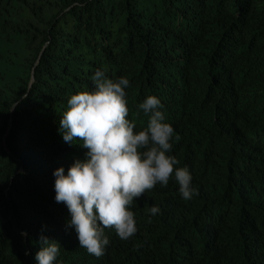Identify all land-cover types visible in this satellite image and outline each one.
<instances>
[{
  "label": "trees",
  "instance_id": "1",
  "mask_svg": "<svg viewBox=\"0 0 264 264\" xmlns=\"http://www.w3.org/2000/svg\"><path fill=\"white\" fill-rule=\"evenodd\" d=\"M97 69L129 79L136 131L139 104L161 100L198 195L157 185L131 208L142 248L114 241L93 264H264V0H0V264H37L41 235L59 242L56 264H91L53 173L86 157L59 122ZM209 215L219 233L239 228L230 250H213Z\"/></svg>",
  "mask_w": 264,
  "mask_h": 264
},
{
  "label": "clouds",
  "instance_id": "2",
  "mask_svg": "<svg viewBox=\"0 0 264 264\" xmlns=\"http://www.w3.org/2000/svg\"><path fill=\"white\" fill-rule=\"evenodd\" d=\"M92 81L93 90L70 97L59 122L63 141L69 145L80 143L88 150L86 157L77 159L67 175L63 167L53 173L55 201L64 203L70 213L64 229L76 238L77 248L91 264L107 260L114 241L134 242L142 248L131 208L157 185L166 187L174 178L179 186L177 193L184 200L191 202L198 195L189 169L177 167L178 159L170 154L173 138L180 137L166 122L161 100L149 95L139 104V110L149 119L146 127L136 131L135 121L128 118L129 79H112L106 70L97 69ZM148 212L155 216L160 208L153 205ZM209 221L213 226V250L226 252L234 247L239 228L234 224L229 231L219 233L210 215ZM114 230L116 234H112ZM263 233L264 220L255 221L253 238ZM39 243L37 264H56L59 242L41 235Z\"/></svg>",
  "mask_w": 264,
  "mask_h": 264
},
{
  "label": "water",
  "instance_id": "3",
  "mask_svg": "<svg viewBox=\"0 0 264 264\" xmlns=\"http://www.w3.org/2000/svg\"><path fill=\"white\" fill-rule=\"evenodd\" d=\"M33 77H34V76H33ZM33 77H32V78H33ZM32 81H34V78L32 79Z\"/></svg>",
  "mask_w": 264,
  "mask_h": 264
}]
</instances>
